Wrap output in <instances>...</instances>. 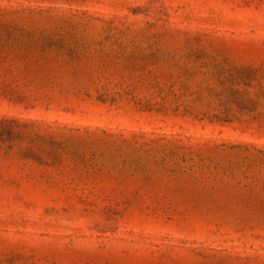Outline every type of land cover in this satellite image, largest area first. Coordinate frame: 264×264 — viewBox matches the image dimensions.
I'll return each instance as SVG.
<instances>
[{
	"label": "rangeland",
	"instance_id": "1",
	"mask_svg": "<svg viewBox=\"0 0 264 264\" xmlns=\"http://www.w3.org/2000/svg\"><path fill=\"white\" fill-rule=\"evenodd\" d=\"M0 264H264V0H0Z\"/></svg>",
	"mask_w": 264,
	"mask_h": 264
}]
</instances>
